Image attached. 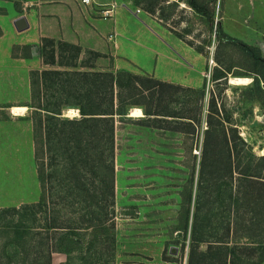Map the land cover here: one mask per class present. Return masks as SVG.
<instances>
[{
  "label": "rangeland",
  "instance_id": "obj_1",
  "mask_svg": "<svg viewBox=\"0 0 264 264\" xmlns=\"http://www.w3.org/2000/svg\"><path fill=\"white\" fill-rule=\"evenodd\" d=\"M74 1L82 10L81 0ZM152 1L157 6L147 11ZM189 1L147 0L138 5L137 0H96L93 7H88L93 15L103 20V10L112 8V5L116 9L109 19H114L119 10L128 11L140 28L141 37L133 38L140 44L133 50L125 45L116 50L109 45L108 52H96L101 55L99 58H93L88 54L90 49L80 46L83 52L78 71H126L168 84L160 104L162 114L167 115L161 118L167 121H153L146 117L150 101H145L147 107L133 106L126 117L115 119V196L114 207L108 208L115 227L112 234L116 236L115 245H112L114 264H188L200 158L213 99L218 105L220 119L238 128L240 137L253 147L256 163L264 157V116L257 114L264 111V80L261 89L256 90L252 75L255 68L250 55L220 44L216 35L221 29L226 35L256 47L264 59V0H197L202 13L191 8ZM126 24L131 26L128 22ZM3 35L0 29V38ZM150 35L155 39L151 41ZM41 43L42 40L40 46ZM33 46L13 45L12 59L33 60ZM82 63L89 68H82ZM33 66L36 68L38 64L33 63ZM12 67L16 70L0 74V102L6 106L28 107L33 103L31 85L19 71L21 63L14 61ZM45 68L66 69L58 66ZM219 70L226 72V81L214 80ZM232 79H248L249 82L238 85L233 84ZM26 83L30 87L24 89ZM136 110L141 111V117L133 116ZM32 116L33 110L29 107L18 113L12 109H0V210L18 208L42 199ZM80 117L75 106L63 111L62 118L73 120ZM262 163L264 165V161ZM45 164H48L47 159ZM52 188L50 193L47 188V196L56 210L61 211L60 216L73 227L85 228L82 222L87 204L80 197L70 195L61 202L64 187L55 182ZM189 195H192L191 221L185 241L180 229ZM204 201L206 217L212 219L216 214L220 218L230 217L228 202L218 213V209H209L214 201L211 195ZM39 218L42 221L43 215ZM84 232L86 243L90 242L92 230ZM202 249L205 251L206 246ZM65 262L64 254L54 255L53 264Z\"/></svg>",
  "mask_w": 264,
  "mask_h": 264
},
{
  "label": "trees",
  "instance_id": "obj_2",
  "mask_svg": "<svg viewBox=\"0 0 264 264\" xmlns=\"http://www.w3.org/2000/svg\"><path fill=\"white\" fill-rule=\"evenodd\" d=\"M188 5L203 12L197 0H190ZM156 6L152 1L147 11ZM216 35L220 44L250 55L255 68L254 88L261 89L264 59L258 49L221 29ZM39 51L46 66L66 68L30 73L33 103L28 107L33 116L29 119L34 124L35 161L43 196L37 203L0 210V264H53L55 254L66 256L63 264H114L116 236L112 234L115 227L108 208L114 207L115 196V119L126 117L129 108L145 107V101H150L146 117L167 121L161 118L167 115L162 114L160 104L168 84L126 71L80 72L77 68L83 50L71 43L43 38ZM88 54L101 57L93 51ZM81 66L89 68L87 64ZM225 73L219 70L214 80L226 81ZM72 106L79 109L80 119L62 118L63 111ZM228 123L220 119L213 99L200 158L188 264H264V157L256 163L253 147L240 137L238 128ZM55 182L64 187L61 202L70 195L87 204L82 222L85 228L70 225L51 204L47 188L50 193ZM208 195L214 199L209 209H218V213L225 202L229 203V218L204 215ZM191 204L189 195L180 229L185 241ZM88 229L92 232L86 243L83 233Z\"/></svg>",
  "mask_w": 264,
  "mask_h": 264
},
{
  "label": "crops",
  "instance_id": "obj_3",
  "mask_svg": "<svg viewBox=\"0 0 264 264\" xmlns=\"http://www.w3.org/2000/svg\"><path fill=\"white\" fill-rule=\"evenodd\" d=\"M80 4L84 6L82 10L74 0H0V29L4 32L0 38V74L16 70L12 67L13 62H19L22 66L19 71L30 85L29 77L32 69H46L39 51V44L43 38L71 43L102 53L108 52L109 45L110 48L114 46L116 50L124 45L125 48L133 50L135 45L140 44L138 40L133 39L141 37L140 28L136 26L134 16L128 11L119 10L114 19L103 20L88 10V7L94 5L85 6L82 1ZM21 17L27 19L29 28L18 32L14 23ZM126 22L131 26L127 27ZM142 33L146 34V32ZM150 37L151 41L155 39V36L150 35ZM17 43L33 44L34 59L31 61L12 59V47ZM33 63H37L38 67L34 68ZM28 86L26 83L24 89ZM15 108L28 109L26 105L6 106L0 102V109Z\"/></svg>",
  "mask_w": 264,
  "mask_h": 264
},
{
  "label": "built area",
  "instance_id": "obj_4",
  "mask_svg": "<svg viewBox=\"0 0 264 264\" xmlns=\"http://www.w3.org/2000/svg\"><path fill=\"white\" fill-rule=\"evenodd\" d=\"M81 1L82 4H84L85 6H92L95 5L96 3L95 0H81ZM111 7L112 8L103 10L102 16L104 19H109L113 17L116 7L115 5H112ZM137 12L140 13V10H138Z\"/></svg>",
  "mask_w": 264,
  "mask_h": 264
},
{
  "label": "water",
  "instance_id": "obj_5",
  "mask_svg": "<svg viewBox=\"0 0 264 264\" xmlns=\"http://www.w3.org/2000/svg\"><path fill=\"white\" fill-rule=\"evenodd\" d=\"M14 24L18 32H23L29 28L28 21L25 17L19 18ZM257 114L264 116V111H258Z\"/></svg>",
  "mask_w": 264,
  "mask_h": 264
},
{
  "label": "bare ground",
  "instance_id": "obj_6",
  "mask_svg": "<svg viewBox=\"0 0 264 264\" xmlns=\"http://www.w3.org/2000/svg\"><path fill=\"white\" fill-rule=\"evenodd\" d=\"M231 81V80H230ZM249 82L248 79H232V83L233 84H238V85H244V84H247ZM232 84V85H233ZM25 109H22V108H15L13 111L15 113H18V112H21V111H24ZM70 112V111H69ZM17 115V114H16ZM71 115V114H70ZM132 115V114H131ZM133 116H137V117H141L142 116V113L140 110H136L135 113L133 114Z\"/></svg>",
  "mask_w": 264,
  "mask_h": 264
}]
</instances>
